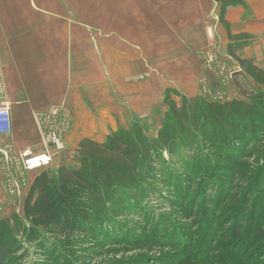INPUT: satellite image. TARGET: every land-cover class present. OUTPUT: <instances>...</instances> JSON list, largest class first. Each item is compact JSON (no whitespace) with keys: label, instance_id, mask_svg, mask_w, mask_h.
I'll list each match as a JSON object with an SVG mask.
<instances>
[{"label":"trees","instance_id":"16d2710c","mask_svg":"<svg viewBox=\"0 0 264 264\" xmlns=\"http://www.w3.org/2000/svg\"><path fill=\"white\" fill-rule=\"evenodd\" d=\"M217 2L223 7V18L226 9L238 4L230 0ZM229 35L235 42L242 37ZM232 44L230 56L239 61L242 69L264 91V70L252 61L240 59L237 56L240 47ZM173 95L180 96L175 90L166 91L164 102L170 110L157 137H149L143 123L136 119L133 127H121L109 134L105 142L83 140L73 158L76 165L69 166L73 163L62 157L55 172L51 169L53 166L38 171L40 174L31 185L23 206L24 215L31 224L27 233L31 243L45 248L41 241L42 231L56 236L82 235L91 241L104 240L103 243L108 240L132 242L131 239L108 236L112 233L106 230L108 223L116 217V222L121 218L116 208L129 207L136 213H125L142 215L147 218L146 223L154 227L159 218L165 219V215L146 214L142 208L152 207L147 203L151 195L164 196L166 193L170 194L165 196L170 208L180 212L179 220L187 224H180L179 229L191 227V219L197 220L195 209L199 208L191 206L194 199L191 195L198 180L208 176L202 195L210 199V203L205 208L207 214L195 225L197 237L191 239L185 233L179 236L176 232L178 239L171 237L174 226L170 222L165 227L170 233L168 236L163 221L162 234L158 232L151 236L149 230L142 232L143 242L152 247L154 244L165 245L168 238L172 239L171 247L177 245L178 252L170 264H211L210 256L218 248L220 257L226 252L233 260L230 264H253L255 261L252 260H260L257 264L264 263V250L256 253L257 259L247 261L249 252L259 249L264 242L262 197L258 199L259 204L254 205L261 209L256 208L249 220L248 207L236 208L230 203L236 188L234 183L244 166L239 158L257 136L264 134V109L255 100L252 103L243 100L211 103L200 97L187 96L181 97L180 105ZM201 140L206 147L209 145L208 151L212 154H203L196 149ZM214 158L220 160L219 167H212ZM253 181L254 184L246 189L248 195L253 194L255 187L264 191V168L255 173ZM222 186L226 190H220L215 201L212 194ZM256 193L254 196L258 198ZM207 235L215 236L210 238L214 247L205 249V256L197 259V255H193L195 243L192 242ZM180 237L188 239L180 240ZM23 250L8 221L0 220V264H10Z\"/></svg>","mask_w":264,"mask_h":264},{"label":"rangeland","instance_id":"374dc122","mask_svg":"<svg viewBox=\"0 0 264 264\" xmlns=\"http://www.w3.org/2000/svg\"><path fill=\"white\" fill-rule=\"evenodd\" d=\"M74 1L73 4H79L76 2L78 0ZM230 1L238 4L226 9L225 18L222 17L223 7L217 0H122L118 5L117 3L109 4V11L114 14V21L117 23V26L121 27L122 35L115 32L114 36H107L106 39H109V41L106 40V44L127 45L129 48L141 53L145 57L147 64H151L150 72H147L149 75L135 77V80H140L142 77L144 79L145 76L152 81L153 101L151 114L148 113L146 117L138 115L130 116V119L126 120L127 128L133 127L136 119H138L143 123L149 137H157L158 131L170 110L169 106L164 102L166 91L169 89L175 90L180 94L179 97L173 95V99L180 105L182 102L181 97L187 96L200 97L211 103H226L234 100L252 103L255 100L259 103V107L264 109L263 88L242 69L239 61L230 56L229 53V47L233 42L232 45L234 47L237 45L240 47L237 50V56L240 59L252 61L256 67L264 70V47H261L259 51L255 49V47L259 46L260 42H264V20L253 24L256 27L251 29L255 31L243 29L242 31L244 32L234 33L233 30H236V26L239 23L234 18L242 16L241 21L243 23L245 21L253 23L255 22L256 18L254 15L257 11L248 0ZM88 4L89 11H97L100 7H104L101 4V0H90ZM70 6L75 8L74 5ZM232 9L236 10L232 16L234 18H231ZM83 11H86V9ZM96 14L101 15L103 13L98 12L93 15L96 16ZM106 14L107 12L104 10V16ZM244 17L250 20H245ZM230 33L242 35V37L239 41L235 42L230 39ZM213 51L216 53L217 60L215 69L210 70L206 64V57L212 54ZM109 53L112 52L108 51ZM260 58L262 59L260 60ZM186 83L187 85L197 86V96H190V92L186 91L188 87L186 89L183 88V84L185 85ZM56 109L59 110L60 107H52L49 110V114L52 115L53 111L54 116ZM53 116H50L49 120L45 123L42 134H49L51 127L55 126L52 124V121L55 118L58 119L59 116ZM34 120L37 124L36 116H34ZM62 120L64 121V127L61 129L62 138L66 144L67 122L66 119ZM41 141L43 143L42 137ZM206 146L201 140L196 149L203 154H212L208 151L209 145L208 147ZM243 151L246 152L239 159L244 166L237 181L234 183L236 188L230 198V203L236 205V208H240L243 205L244 207H248L247 219L249 220L250 214L256 208L259 210L263 208L262 215L264 216V191L260 192V188L258 187L254 188L252 195H248L249 191H246L250 185L254 184L253 177L255 173L264 168V134L257 136L247 146V149ZM63 153L60 152V155L56 154L57 161L54 162L51 168L54 172L61 164L60 159ZM8 156L15 155L8 154ZM74 165L76 164H69V166ZM219 165L220 160L214 158L212 167L216 168ZM14 166L16 165L8 163L5 156L3 161L0 160V173L2 172L1 175L4 174L2 175L4 180L2 179V192L0 194V220L8 221L12 232L19 239L24 249L10 264H170L174 259L175 253L178 252L177 245L176 247H171L173 240L168 238L165 245L154 244L152 247H148V244L143 242L145 236H142V232L146 233L149 230L151 236L158 235V232L162 234L160 229L163 223L165 222L163 226L165 230L166 223L170 222L174 226L173 234L171 235L167 229L165 230V234H168V236L170 234L171 237L178 239L176 233L179 236H181V233H185L191 239H194L197 237L194 230L196 228L195 225L199 223V219L207 214L205 208L210 203V199L202 195L207 176L198 180L197 186L193 190L194 193L191 195L194 198L191 206L199 207L197 209L194 208L197 213L195 215L197 220L191 219V227L179 229L181 227L180 224H187L185 221L179 220L178 214H181L180 212L170 208V204L166 201L165 197L166 195H170L169 193H166L164 196L151 195L147 203L151 204L152 207L146 206L142 209L147 212L146 214L165 215V219L159 218L154 227L149 226L146 223L147 218L142 215H128L125 213H136L129 207H117L116 209L121 218L117 219V222V217L112 219L106 227V230L112 232L108 235L109 237H123L124 240L131 239L132 242L108 240L103 243L104 240H98V242L97 240L91 241L82 235L72 236L67 234L56 236L45 234L42 231L41 241L45 243V248H40L28 239L27 233L31 228V224L27 221L23 212L24 200L40 172L15 174V178L11 181L12 185H10L8 168L13 170L15 169ZM12 186L17 191L15 196L12 193ZM220 190L226 189L222 186L214 191L212 195L215 201L218 199ZM255 193L258 198H255ZM216 194L217 197H215ZM261 197L263 199V207L262 205L260 206L261 208L254 207L255 204H259L258 199ZM251 202L252 206L249 207ZM196 203L198 204L196 205ZM192 228L193 230L190 231ZM121 232L123 234L119 235ZM210 238H215V236L207 235L192 242L195 243L193 255H197V259L205 256V249L214 247V243ZM184 239L188 238L180 237V240ZM99 241H101L102 245ZM260 248L249 252L248 262L258 258L255 257L256 253L264 250V242ZM220 253L219 248L214 250L209 262L211 264H230L233 261L228 258L226 252L222 257H220ZM252 261H255L253 264H257L260 260ZM197 264H201V262Z\"/></svg>","mask_w":264,"mask_h":264},{"label":"crops","instance_id":"0c3cea01","mask_svg":"<svg viewBox=\"0 0 264 264\" xmlns=\"http://www.w3.org/2000/svg\"><path fill=\"white\" fill-rule=\"evenodd\" d=\"M89 1L0 0V106L8 105L13 118L12 133L0 136L1 161L8 154L46 150L34 116L52 107L64 110L67 149L61 157L68 163H75L83 140L105 142L112 132L127 128L130 116L151 114L152 81L135 80L148 74L151 64L127 45L106 44L107 36L122 35L109 11V4L122 0H101L104 7L97 11H89ZM248 1L257 11L255 22L244 24L242 16L232 17V9L231 18L239 22L234 33L255 31L253 24L264 20V0ZM98 12L103 14L93 15ZM261 47L264 42L255 49ZM183 88L190 96L198 94L196 85Z\"/></svg>","mask_w":264,"mask_h":264},{"label":"built area","instance_id":"2783aa9c","mask_svg":"<svg viewBox=\"0 0 264 264\" xmlns=\"http://www.w3.org/2000/svg\"><path fill=\"white\" fill-rule=\"evenodd\" d=\"M216 53L213 51L212 54L206 57V64L210 70L215 69L216 66ZM45 113L43 115H36L37 124L40 127L41 137L43 139V143L46 147V150L42 153H35L32 150H25L14 157L8 156V163H12L15 169L9 171V184L12 185L11 181L13 180L15 174H27L30 172L41 171L45 169H49L53 166L56 154L63 152L66 149L65 141L62 138V128L64 127V121L62 119H66L64 116L63 109H56L51 113ZM58 117V119H54L52 124L55 126L51 127L49 134H42L43 127L45 123L49 120V117ZM59 125V126H58ZM68 129V125L66 124ZM13 131V118L11 109L8 105L0 106V136L2 135H10ZM10 157V158H9ZM13 174H12V173ZM12 193L15 196L17 191L12 186Z\"/></svg>","mask_w":264,"mask_h":264}]
</instances>
